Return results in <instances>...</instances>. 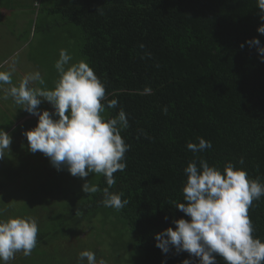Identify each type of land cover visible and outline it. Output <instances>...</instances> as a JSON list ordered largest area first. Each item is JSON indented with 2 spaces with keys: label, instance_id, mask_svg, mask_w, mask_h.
<instances>
[{
  "label": "trees",
  "instance_id": "obj_1",
  "mask_svg": "<svg viewBox=\"0 0 264 264\" xmlns=\"http://www.w3.org/2000/svg\"><path fill=\"white\" fill-rule=\"evenodd\" d=\"M39 5L32 31L42 29L40 54L50 52L54 36L67 45L78 35L77 45L66 46L68 51L77 50L104 84L102 103L118 101L101 115L109 119L121 109L126 113L128 127L121 135L130 146L127 167L114 174L116 182L109 190L128 203L121 210L102 204L107 187L102 175L88 176L100 191L87 194L81 186L75 188L81 193L73 200L66 186L71 183L68 171L56 176L43 172L36 179L27 165L15 168L17 150L28 146V141L19 143L25 139L19 129L10 158H1L0 219L31 217L39 231L32 254L18 252L8 264H73L69 256L78 258L84 250L107 264H182L185 259L199 264L198 258L175 248L164 254L156 247L155 235L175 229L174 220L190 219L175 207L184 202V169L193 160H207L221 171L232 162L250 179L264 183V63L246 43L258 38L264 45V35L257 32L264 24L257 0H67ZM52 69L56 79L49 80L56 82L59 74ZM49 84L53 89L54 83ZM39 109L54 112L47 101ZM32 120L37 126L38 117ZM8 123L0 122L6 132L14 125ZM199 137L211 141L212 148L193 153L187 144H198ZM23 173L36 186L30 198L16 206V189L25 185L19 177ZM7 185L14 186L7 190ZM10 189L17 195L11 198ZM249 216L254 237L264 241V197L253 201ZM103 236L109 239L106 250ZM216 259L224 264L221 257Z\"/></svg>",
  "mask_w": 264,
  "mask_h": 264
},
{
  "label": "clouds",
  "instance_id": "obj_2",
  "mask_svg": "<svg viewBox=\"0 0 264 264\" xmlns=\"http://www.w3.org/2000/svg\"><path fill=\"white\" fill-rule=\"evenodd\" d=\"M257 8L264 21V0H257ZM257 32L264 35V24ZM246 43L256 48L264 63L261 41L253 38ZM71 60L67 50L61 49L54 65L59 79L51 90L30 86L33 81L44 83L39 72L27 74L15 85L12 72L0 71V85H10L0 99L7 100L10 96L22 110L38 117L37 126L22 133L31 153H42L58 171L66 168L73 177L102 175L107 184L102 204L121 210L128 201L109 189L116 182L114 174L127 167L125 154L130 146L121 135V130L128 127L126 113L121 109L117 117L105 119L101 115L105 107L116 108L118 101L102 103L106 100V89L94 69L85 60L70 64ZM150 91L145 88V92ZM43 101L51 103L54 112L41 113L39 106ZM198 141V144L189 142L187 148L193 153L212 148L211 141L202 137ZM11 143L12 137L0 128V153L9 149ZM243 163L241 159L240 164ZM184 174L187 178L182 188L184 202L177 203L175 208L190 219L174 220L175 229L169 227L156 234V247L164 254L172 248L177 253L187 252L198 258L199 264H217V256L224 264H264V241L254 237L249 216L253 201L264 197V183L250 179L243 168L232 162L226 163L221 171L207 160L200 159L199 164L193 160ZM82 191L94 194L100 188L89 181L83 184ZM38 231L37 221L31 217L0 219V264H8L18 252L30 256L37 245ZM78 259L81 264L85 261L107 264L103 259L97 262L95 253L89 250L80 252ZM182 264L194 261L185 259Z\"/></svg>",
  "mask_w": 264,
  "mask_h": 264
},
{
  "label": "rangeland",
  "instance_id": "obj_3",
  "mask_svg": "<svg viewBox=\"0 0 264 264\" xmlns=\"http://www.w3.org/2000/svg\"><path fill=\"white\" fill-rule=\"evenodd\" d=\"M16 15H18V14H16ZM16 15H15V17L12 18L13 21H15V23H14L15 26H13V27L10 26V28H8V30L11 34H13V32H15L17 38L15 40H13L12 35L8 34L9 39L7 42L6 35L4 34L3 38L0 40V51L6 50L4 52V54L0 56L1 60L6 59L4 71L9 69L12 71L20 72L18 74L19 78L23 77V74H26L30 70L33 71L34 73L39 72L40 75H42V79H43L44 83L41 84L39 81H36V83H35L36 87H34L32 84L30 86L33 88L44 87V88L50 90L52 86L49 84L48 81L50 79V74L53 72L52 66L54 67L55 62L59 59V54H60L61 49H66L67 52L69 53V55L72 57L70 64L77 63L80 60H82L79 53L77 52V50L74 52V48H72L71 50L68 51V49L66 47V46L72 45V44H74L76 46L77 42H78V35L70 37L69 38L70 41L67 42V45H66L65 41H63L59 35H57L56 37L54 36V43H53V41L51 43L49 42L51 47L48 50L50 52L40 54V47L38 46L37 42H38V40H42V34L37 35L34 40H33V37H28V35L25 34V32H29L30 28H31L30 24L27 23V19H29L28 14L27 15H19V16H16ZM17 19L19 20L18 22H17ZM35 19H34L33 25L35 23ZM46 54L48 56H46ZM30 58H31V61L29 60ZM47 61L50 62L51 66H49L45 69L44 63H46ZM46 64L48 65V63H46ZM12 81H14V80L12 79ZM7 87L9 88L10 85H8ZM0 101H1L0 102V110H2L4 107H7L6 103H7L8 99L7 100L0 99ZM8 107L10 108L9 105H8ZM21 107L22 106L19 105V109ZM20 122L22 123L24 121H20ZM34 123H35V120H31V126L33 125L35 127L36 125ZM32 129H33V127H32ZM24 140H27L26 137ZM16 148L21 149V147H16ZM22 149L23 150H17V155L19 156V158L17 157L15 160V162L18 161V163L14 162V164H13V166L15 168L19 167L18 169L21 170V168L23 166L25 167L27 165L26 171H28L30 173V175L32 173H36V177H35L36 179H37V175L42 174L43 172H45L44 173V174H46L45 176H49V175L50 176H56L57 174L65 175V173L67 171L66 168L58 171L55 167H53L51 165L50 160L46 159V157L42 153L37 152V153L33 154L29 151L28 146H24V147L22 146ZM8 152H12V151H3L2 153H0V166L4 161L1 159L2 157H4L5 160H8V158H10L8 156ZM13 159L14 158H11L10 160L12 161ZM18 159H20V160H18ZM11 161H9V163L7 164V167L11 166ZM6 174L8 175V172ZM19 177H20V181L22 182V184H25V185L23 186V188L21 187L19 189H16L17 194L20 195L19 197L14 199V200H16V202L14 203L16 206H18V205L21 206L23 204L22 202H24L25 200L27 201L28 198H30V194L35 190V189L32 190V188H35V186H36V184H35V186H33L34 183H32L30 181L31 179H29V177L25 173L21 174ZM68 177L71 180V183L66 185V186H70V188L68 187V189H67L69 191L68 197H72L73 200H76L77 195H80L81 192H80V190L75 189V188H78V187L81 188V186H83L84 183L88 182V177L82 179L79 177H73L71 174ZM0 179H1V177H0ZM10 179H12V178L10 177ZM13 186L7 185V190ZM0 190H2V189H0ZM9 193H10L11 198H12V196L17 195L16 193H11V189L9 190ZM97 228L100 230L102 229V227H97ZM80 229L87 231L86 225L80 226ZM89 233H91V232H89ZM91 234L88 236V239L91 238L90 237ZM78 238H80V236ZM103 238L105 239L106 244L109 243L108 238H106L104 236H103ZM74 240H75V238H74ZM61 242L63 243V246L64 245L66 246L67 242L65 243V240L62 239ZM75 242H76V240H75ZM59 244L62 246L61 243H59ZM74 246H75V248H77L78 245L75 243ZM107 246H108V244L104 245L105 250L107 249ZM69 257L71 258V261L67 259L69 262L73 261V264H76L77 262H78V264H81V262L79 263L78 258H75L72 255ZM10 261H12V260H10ZM97 262H99V261L97 260Z\"/></svg>",
  "mask_w": 264,
  "mask_h": 264
},
{
  "label": "crops",
  "instance_id": "obj_4",
  "mask_svg": "<svg viewBox=\"0 0 264 264\" xmlns=\"http://www.w3.org/2000/svg\"><path fill=\"white\" fill-rule=\"evenodd\" d=\"M39 1H44V3L46 2V5L50 4V5H54L55 3L58 4H66L67 0H0V40L3 38L4 34L6 35V40L8 42V34L12 35V39L15 40L16 34L15 32H13V34H11L8 30V28H10V26H15V21H13V17L19 16V15H27L29 16V19H27V23L30 24V31L29 32H25L26 35H28V37H33L34 38V34L39 35L42 32V29H40V31L35 32L32 31V25L34 22V19L37 18L35 9L36 4L38 3L39 5ZM42 5V4H41ZM41 5H39L41 7ZM39 7V9H40ZM38 19V18H37ZM19 20L17 19V22ZM36 21V19H35ZM40 21V20H39ZM39 33V34H38ZM64 34V33H61ZM67 37V35L65 36ZM50 39V38H49ZM54 43V41H53ZM6 50L4 51H0V56L4 54ZM6 60V59H5ZM5 60H1L0 59V71H4V67H5ZM31 61V58L29 59ZM44 67L45 69L47 68V64L44 63ZM6 71H10L12 72V79L14 80L13 83L15 85H18L21 81V79L26 76L29 73H34L33 71H28L26 74H23V77L19 78V73L17 71H12V70H6ZM56 73V72H55ZM55 73H51L50 74V79H56L55 78ZM42 78V75H41ZM19 79V80H18ZM53 82L55 85V81L54 80H49L48 82ZM36 81H33L31 84L36 87ZM8 85H0V97H3V95H6L8 92ZM44 88V87H41ZM1 102V101H0ZM7 107H4L2 110H0V122H2L5 126L7 124H9L8 122H14V125L11 126L10 130H7V133H9V135L12 137V142L14 140V136L16 135L15 132L18 131L19 129L21 130V132H24L26 128L32 127L31 123H29V125H22L24 122H20V121H26V120H32L33 118H35L36 116H33L29 113H27L24 110H21V108L19 109V105L15 104L14 101L12 100V98L9 96L8 101L6 103ZM8 105L10 106V108L8 107ZM19 121V122H18ZM21 125L23 128H21ZM1 128V127H0ZM3 129V128H2ZM6 131V129H4ZM23 136V135H22ZM27 140L22 139L19 143L20 144H24ZM12 144V143H11ZM4 151H9V149L4 150Z\"/></svg>",
  "mask_w": 264,
  "mask_h": 264
},
{
  "label": "built area",
  "instance_id": "obj_5",
  "mask_svg": "<svg viewBox=\"0 0 264 264\" xmlns=\"http://www.w3.org/2000/svg\"><path fill=\"white\" fill-rule=\"evenodd\" d=\"M36 6H38V3L36 4Z\"/></svg>",
  "mask_w": 264,
  "mask_h": 264
}]
</instances>
